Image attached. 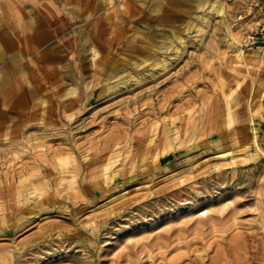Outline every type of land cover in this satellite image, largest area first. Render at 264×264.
<instances>
[{
	"label": "rangeland",
	"instance_id": "1",
	"mask_svg": "<svg viewBox=\"0 0 264 264\" xmlns=\"http://www.w3.org/2000/svg\"><path fill=\"white\" fill-rule=\"evenodd\" d=\"M0 264H264V0H0Z\"/></svg>",
	"mask_w": 264,
	"mask_h": 264
},
{
	"label": "bare ground",
	"instance_id": "2",
	"mask_svg": "<svg viewBox=\"0 0 264 264\" xmlns=\"http://www.w3.org/2000/svg\"><path fill=\"white\" fill-rule=\"evenodd\" d=\"M215 2L217 3V4H219L220 3V0H215ZM221 8V7H220ZM219 8V9H220ZM220 10H222V9H220ZM219 10V11H220ZM219 11H217V12H219ZM221 12H219V14H220ZM7 85H8V90H11V91H14L15 90V88H14V86L12 85V83H10L9 81H8V83H6ZM73 93H75L74 91H73ZM253 130H255V128L253 129ZM254 139H255V137H254ZM253 144H255V142L253 141L252 142ZM207 213V210H203L200 214H199V216H203V215H205ZM178 233V232H177ZM176 239H177V237H176ZM204 250V249H203ZM201 258V257H200Z\"/></svg>",
	"mask_w": 264,
	"mask_h": 264
}]
</instances>
